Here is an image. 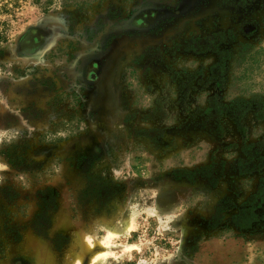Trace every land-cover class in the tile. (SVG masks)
Returning <instances> with one entry per match:
<instances>
[{"label":"rangeland","instance_id":"374dc122","mask_svg":"<svg viewBox=\"0 0 264 264\" xmlns=\"http://www.w3.org/2000/svg\"><path fill=\"white\" fill-rule=\"evenodd\" d=\"M261 176L264 0H0V264H264Z\"/></svg>","mask_w":264,"mask_h":264},{"label":"trees","instance_id":"16d2710c","mask_svg":"<svg viewBox=\"0 0 264 264\" xmlns=\"http://www.w3.org/2000/svg\"><path fill=\"white\" fill-rule=\"evenodd\" d=\"M50 1H45V5H47ZM259 183L257 185V189L254 193H252L245 201H243V205L238 208L237 212L233 215L235 220L242 219L246 220V223L249 224L250 221L256 220L262 214H257L255 211V207L264 206V176L259 177ZM220 209L218 206L215 208V214L219 213Z\"/></svg>","mask_w":264,"mask_h":264},{"label":"bare ground","instance_id":"6f19581e","mask_svg":"<svg viewBox=\"0 0 264 264\" xmlns=\"http://www.w3.org/2000/svg\"><path fill=\"white\" fill-rule=\"evenodd\" d=\"M100 255V254H99ZM90 259L92 260V256H90ZM90 259H89V261H90Z\"/></svg>","mask_w":264,"mask_h":264}]
</instances>
